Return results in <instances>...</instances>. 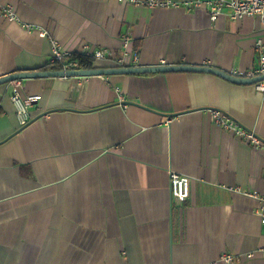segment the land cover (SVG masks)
<instances>
[{"label":"crops","instance_id":"0c3cea01","mask_svg":"<svg viewBox=\"0 0 264 264\" xmlns=\"http://www.w3.org/2000/svg\"><path fill=\"white\" fill-rule=\"evenodd\" d=\"M158 1L177 6L0 0V77L42 70L53 41L101 51L95 68L133 65L134 53L136 66L258 68L257 18L212 22L196 0ZM21 91L25 124L12 84L0 85V264H225L224 252L239 257L231 264H264L249 195L264 196L263 153L210 114L264 140L255 84L178 71L32 78ZM169 172L189 178L186 201L171 197Z\"/></svg>","mask_w":264,"mask_h":264},{"label":"built area","instance_id":"2783aa9c","mask_svg":"<svg viewBox=\"0 0 264 264\" xmlns=\"http://www.w3.org/2000/svg\"><path fill=\"white\" fill-rule=\"evenodd\" d=\"M128 3L134 4H146L150 7L160 6V7H168V6H177V3L174 2H160L158 0H145L139 2L138 0H120ZM185 6L189 7V3H185ZM194 8L203 7L208 11L209 18L212 22H215L217 18L221 15H227L232 20H240L245 17H255L260 21L261 26L264 28V0H207L201 1L196 0L193 3ZM4 14L7 18L12 19L13 14L8 9H4ZM41 35H44L41 32ZM51 47V56H50V64H61L63 69H80L78 63L76 61H68L74 54H79L83 56H88L93 58V65L96 62L105 61V56L101 51H92L87 44H84L78 52L75 53H66L62 51L59 44L55 41L52 42ZM128 41L125 40L123 46L126 47ZM257 49L259 55V66L256 70L251 71L247 74H240L237 72L231 73L237 77H253L257 75L264 74V47L260 41L257 42ZM133 65L136 66L137 63V54L133 55ZM113 66H128L123 65L121 60L114 61ZM12 84V93L10 96L11 102L14 107L15 115L20 124H25L30 119V108L31 106L27 103L26 99L22 95L23 88V80L18 79L10 82ZM256 89L264 93V80L255 83ZM210 114L213 119L220 125H222L225 129L233 132L238 138H241L249 145L254 148H257L262 151L264 156V140L255 134L253 131L248 130L240 126L237 122H235L231 117H229L224 112L218 110H210ZM169 190L170 195L177 201L184 202L190 196V180L188 177L181 176L174 172H169ZM254 198L259 200V207L256 210V214L260 217V222L264 227V196H258L257 194H249ZM251 255L248 254L247 257ZM239 257L228 252H224L219 257V262H223L225 264H231L235 261H238Z\"/></svg>","mask_w":264,"mask_h":264},{"label":"water","instance_id":"95a60500","mask_svg":"<svg viewBox=\"0 0 264 264\" xmlns=\"http://www.w3.org/2000/svg\"><path fill=\"white\" fill-rule=\"evenodd\" d=\"M202 72L211 73L219 76L229 82L236 84H255L264 80V74L253 77H237L231 73L221 71L216 68L208 66H190V65H176V66H110L105 68L92 69H68V70H40V71H23L0 77V85L8 84L14 80L32 79V78H46V77H84L94 75H117V74H144L155 72Z\"/></svg>","mask_w":264,"mask_h":264},{"label":"trees","instance_id":"16d2710c","mask_svg":"<svg viewBox=\"0 0 264 264\" xmlns=\"http://www.w3.org/2000/svg\"><path fill=\"white\" fill-rule=\"evenodd\" d=\"M68 61H76L78 63L79 68L81 69L88 70L95 68L93 65L92 57L74 54L70 58H68ZM62 69L63 67L61 64H50V63L42 68V70H62Z\"/></svg>","mask_w":264,"mask_h":264}]
</instances>
